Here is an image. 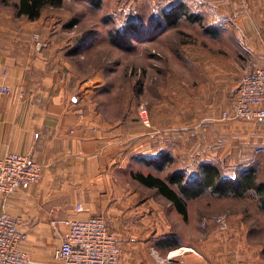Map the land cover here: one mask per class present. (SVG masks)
<instances>
[{"label": "rangeland", "instance_id": "374dc122", "mask_svg": "<svg viewBox=\"0 0 264 264\" xmlns=\"http://www.w3.org/2000/svg\"><path fill=\"white\" fill-rule=\"evenodd\" d=\"M17 1L0 0V10L13 18ZM179 2L184 15L169 25L165 14L172 16ZM31 21L57 27L59 40L77 47L69 57L81 83L100 79L92 98L101 119L153 132L146 145L152 149L161 128L165 143L173 142L161 151L173 157L163 171L133 160V172L164 178L183 169L188 175L199 162L210 161L228 176L253 166L264 181V119H221L239 77L264 57V0H62L60 6L45 5ZM115 39L126 47L112 43ZM257 148L262 151L255 153ZM132 173L129 183L139 185ZM156 193L150 189L147 195ZM186 209V219L168 212L181 236L244 235L258 264H264V211L254 194L207 192L188 201ZM219 217L227 221L225 229L203 225Z\"/></svg>", "mask_w": 264, "mask_h": 264}, {"label": "crops", "instance_id": "0c3cea01", "mask_svg": "<svg viewBox=\"0 0 264 264\" xmlns=\"http://www.w3.org/2000/svg\"><path fill=\"white\" fill-rule=\"evenodd\" d=\"M15 16L0 10V84L9 89L0 92V155L34 152L41 166L37 183L0 197V212L26 236L18 248L32 262L62 264L52 256L61 221L98 215L121 248L119 264H258L244 235L181 236L168 214L175 207L129 183L133 160L145 164L173 142L165 143L161 128L152 149L153 132L101 119L92 98L100 79L78 80L69 57L76 46L59 40L55 26Z\"/></svg>", "mask_w": 264, "mask_h": 264}, {"label": "built area", "instance_id": "2783aa9c", "mask_svg": "<svg viewBox=\"0 0 264 264\" xmlns=\"http://www.w3.org/2000/svg\"><path fill=\"white\" fill-rule=\"evenodd\" d=\"M8 91L7 86L0 84V92ZM221 119H264V57L239 77L234 99L229 108L221 112ZM260 151L262 148H257L255 153ZM40 178L41 166L34 152L7 151L0 155V197L5 198L19 186L37 183ZM75 211H84L82 203L75 204ZM226 222L219 217L204 221L203 225L210 223L224 229ZM61 223L64 229L52 250L55 260L62 264H119L121 248L103 217L65 218ZM25 238L18 220L0 212V264H39L18 248V243Z\"/></svg>", "mask_w": 264, "mask_h": 264}, {"label": "trees", "instance_id": "16d2710c", "mask_svg": "<svg viewBox=\"0 0 264 264\" xmlns=\"http://www.w3.org/2000/svg\"><path fill=\"white\" fill-rule=\"evenodd\" d=\"M62 0H18L14 3L17 16H26L36 19L45 5L60 6ZM183 2L174 5L175 11L172 16L167 13L165 19L167 24L173 25L184 15ZM193 21H199V17H189ZM112 43L122 47L126 44L124 40H112ZM77 48V47H76ZM147 165L163 171L165 167L173 162V157L168 152H160L156 158L145 160ZM132 178L142 185L151 187L169 201L181 214L183 219L187 218V202L210 193L219 197L239 198L254 194L258 207L264 211V181L259 180L258 170L247 167L234 175H226L220 165L210 161L199 162L196 170L186 175L183 169L169 172L164 178L151 173L133 172Z\"/></svg>", "mask_w": 264, "mask_h": 264}]
</instances>
